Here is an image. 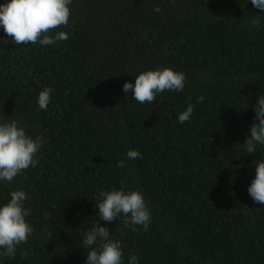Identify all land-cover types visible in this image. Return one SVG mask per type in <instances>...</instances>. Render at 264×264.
Here are the masks:
<instances>
[{"label":"trees","instance_id":"16d2710c","mask_svg":"<svg viewBox=\"0 0 264 264\" xmlns=\"http://www.w3.org/2000/svg\"><path fill=\"white\" fill-rule=\"evenodd\" d=\"M69 7L68 26L55 30L69 39L51 46H17L0 27V124L15 119L45 140L35 168L0 182V206L11 191L26 192L35 229L0 264H85L83 234L99 221L94 198L121 188L140 191L151 212L147 231L125 228L123 217L99 221L122 242L124 264L133 254L138 264H264V206L247 192L264 145L255 154L242 145L264 95V26L249 23L264 13L251 0ZM163 68L185 73L183 91L152 104L122 92L140 73ZM46 87L53 91L43 111L37 99ZM189 103L192 117L180 124ZM129 150L142 155L130 160Z\"/></svg>","mask_w":264,"mask_h":264},{"label":"clouds","instance_id":"9594fccd","mask_svg":"<svg viewBox=\"0 0 264 264\" xmlns=\"http://www.w3.org/2000/svg\"><path fill=\"white\" fill-rule=\"evenodd\" d=\"M73 0H6L0 4V27L17 46L36 45L51 46L57 42L69 39V34L64 31H55L67 27L71 16ZM254 8L264 13V0H251ZM154 12L159 13L161 8L155 6ZM252 28L259 30L264 26V17L256 16L249 21ZM248 27V24H245ZM54 33V34H53ZM186 75L169 68L150 70L140 73L135 77L134 85L125 82L122 92H132V98L140 104H152L157 95L165 91L181 92L185 87ZM52 89L44 88L38 95L37 103L40 110L47 111L51 102ZM205 97L197 98V103H202ZM194 105L189 103L186 110L178 114L180 124H184L192 117ZM254 122L245 137L244 146L248 154H255L258 145H264V95L257 96L254 106ZM255 121H258L256 123ZM45 143L43 136H32L26 133L18 121L0 124V182L15 183V178L22 176L27 169L35 168L39 161L36 158L39 150ZM136 150H129L126 156L130 160L141 157ZM255 177L247 188L248 195L253 202L264 206V159L255 160ZM125 161L117 162L118 168H124ZM29 199L23 189L10 192L8 202L0 206V257L14 258L17 248L27 244L35 229L26 220L31 216L30 208L25 207ZM97 201L99 221L115 222L123 217L125 228L131 227L136 231V226H142L147 231L151 223V212L145 203L143 194L138 190L101 191L94 198ZM50 213H45V220L50 218ZM96 218L92 219L90 228L83 234V249L87 252L85 264H124V251L122 242L110 235L109 229L99 224ZM48 240L52 238L48 234ZM22 257L30 255L29 251H22ZM128 264H138V257L130 255Z\"/></svg>","mask_w":264,"mask_h":264}]
</instances>
